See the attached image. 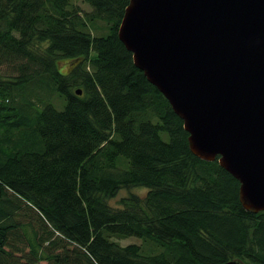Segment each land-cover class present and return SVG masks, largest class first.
Masks as SVG:
<instances>
[{
    "label": "trees",
    "instance_id": "trees-1",
    "mask_svg": "<svg viewBox=\"0 0 264 264\" xmlns=\"http://www.w3.org/2000/svg\"><path fill=\"white\" fill-rule=\"evenodd\" d=\"M83 1L0 0V264H264V211L120 41L130 0Z\"/></svg>",
    "mask_w": 264,
    "mask_h": 264
},
{
    "label": "water",
    "instance_id": "water-1",
    "mask_svg": "<svg viewBox=\"0 0 264 264\" xmlns=\"http://www.w3.org/2000/svg\"><path fill=\"white\" fill-rule=\"evenodd\" d=\"M118 34L191 152L218 160L243 207L263 212L264 0H130Z\"/></svg>",
    "mask_w": 264,
    "mask_h": 264
},
{
    "label": "rangeland",
    "instance_id": "rangeland-1",
    "mask_svg": "<svg viewBox=\"0 0 264 264\" xmlns=\"http://www.w3.org/2000/svg\"><path fill=\"white\" fill-rule=\"evenodd\" d=\"M72 3L75 5V6H78L80 7L84 12H89L91 11V8L89 7V5L85 4L83 0H72ZM71 63L69 61H63L61 64H60V68L61 70L64 72V73H68L71 69ZM148 193V189L146 188H133V189H124V190H121L117 197L112 199L110 201V204L112 206H120L121 205V202L123 199H126L128 198L131 194H136L142 198L146 197ZM121 245L122 246H127V245H130V244H137V245H141L143 243V240L141 239H138V238H128V239H125V240H122L121 242ZM40 264H47L45 262H42Z\"/></svg>",
    "mask_w": 264,
    "mask_h": 264
}]
</instances>
